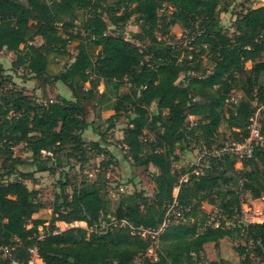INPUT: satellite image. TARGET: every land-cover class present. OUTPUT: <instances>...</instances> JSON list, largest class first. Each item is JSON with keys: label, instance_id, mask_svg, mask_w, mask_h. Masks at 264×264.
I'll use <instances>...</instances> for the list:
<instances>
[{"label": "trees", "instance_id": "1", "mask_svg": "<svg viewBox=\"0 0 264 264\" xmlns=\"http://www.w3.org/2000/svg\"><path fill=\"white\" fill-rule=\"evenodd\" d=\"M244 4L228 33L221 23L227 0H0V49L15 55L12 65L43 85L61 82L71 92L69 99L40 100L21 88L0 87V244L17 239L13 256L19 259H28L27 247L35 244L44 264H195L205 244L230 237L244 242L234 248L239 264H264V219L239 221L245 200L264 197V149L254 148L239 168L233 156L213 152L244 139L258 104H264V83L258 81L264 75V4ZM131 19L138 29L126 37ZM72 40L76 51L69 61L48 73L49 55H66ZM3 70L0 63V83ZM101 82L125 86L107 123L112 126L120 114L128 119L119 143L133 167L155 169L153 194L121 193L107 213L110 197L101 182L108 181L106 171L115 161L102 139L93 140L89 149L101 156L95 175L103 173L102 179L86 176L68 193L69 179L59 178L44 227L46 220L33 214L45 204L38 189L25 183L34 173L8 180L23 163L13 148L23 144L31 162L47 164L49 172L70 159L83 168L89 162L83 133L91 126L86 103ZM231 95H239L236 103ZM189 115L196 117L195 126H188ZM257 124L264 136V110ZM191 142L204 165L176 166ZM41 150L53 157H42ZM203 202L216 206L222 219L206 225ZM171 205L182 218L172 216L157 233L155 259L147 255L153 238L132 234L128 226L100 227L110 215L155 230ZM57 221L85 226L59 230ZM0 264L7 259L0 256Z\"/></svg>", "mask_w": 264, "mask_h": 264}, {"label": "rangeland", "instance_id": "2", "mask_svg": "<svg viewBox=\"0 0 264 264\" xmlns=\"http://www.w3.org/2000/svg\"><path fill=\"white\" fill-rule=\"evenodd\" d=\"M106 2H111L112 0H105ZM228 4L230 5L228 8V12L222 13L221 15V23L224 26V29L227 30L228 33H230V23L232 22V19L234 17V13L238 12L245 7L244 3H248L250 6H258L259 4H264V0H247L246 2H243L245 0H227ZM77 25L79 23V20L76 22ZM138 27L135 25V22L133 19L128 21L123 34L126 37H129L130 31L136 30ZM172 33L179 37L181 35V29L179 26L172 27ZM36 43H40L41 40L37 38L35 40ZM77 41L72 40L67 44V54L64 56H57V55H49V62L47 66V72L50 74L58 73L65 63L69 61L70 55H73L75 50V45ZM15 59V55L12 52L6 51L5 49H0V63L3 66V76L2 81L0 83V87L2 88V91H7L10 88L15 89H23L25 93L30 95L34 99H40V100H47L49 98L59 97V92H57L59 89L60 91H63L62 93L68 94V96H71L70 90L61 83L62 86L56 85V83H50L42 84L41 80L35 79L33 76H30L26 73V70L23 69V67H14L12 65L13 60ZM251 62L246 63V67H250ZM0 88V93H1ZM125 90V86H117L115 82H109V83H103L101 82L98 85V93L94 96L93 99L89 100L86 103L87 107V119L91 122V126L88 128L89 131L85 133L83 136L85 139V148L88 153V163L84 165L83 168L79 167V164H76V162L72 159L68 160V164L66 161L63 160L64 158L61 157L62 163L61 166H57L56 170L54 172H49L48 170H45V166L47 167V164H38V163H32L31 162V156L30 153L26 150L25 146L23 144H18L13 148V155L20 158L23 163H20L16 166V175H12L9 177L8 180H13L18 176V172H35L33 179H27L25 180V183L30 188H36L39 191V197L45 204V207L40 209L39 211H36L33 214V217H40L42 219H45L44 227L48 226V221L51 216V203L53 202V199L59 191V178L63 181L64 179H69L70 183L69 186L66 187V191L68 193L72 192V189L74 185H78L80 181L83 179H86V176H88L90 179H102L103 173L99 172L97 175L93 173L92 176L86 175L83 173V169H87L88 173L91 171V169L94 167L95 163L98 161L97 157L95 156V150H91L90 144L94 140L93 136L96 131L101 135V138H99L98 135V141L102 139L103 143L101 144L103 146V149H108L112 154V159H114V167L110 166L108 170L106 171V176L108 175V181H102L101 185L106 191L109 188H112L114 185H117V183H123V185H127V191L126 193H130L131 191H142L145 195L151 197L154 191V183L152 181V175L155 173V169L153 167H133L131 165V160L126 156L124 151L121 148V144L119 143V137L122 134V130L127 124V118L124 116V114H120L119 118H117L114 121V124L112 126H109L107 123V117L104 113H98L97 107L99 106V102L102 100L106 103H115L116 97L118 94L123 93ZM96 102V103H95ZM103 102V103H104ZM150 114L155 113V104H151L149 107ZM110 113H113V108L110 111ZM127 115V114H126ZM147 132V131H146ZM148 133V132H147ZM149 135V133H148ZM149 136H153V134H150ZM187 150L184 153L182 160L180 162L176 163V166L184 165V166H192L197 165L203 166V156L199 152V148L194 145V143L191 142V144L186 145ZM101 156H99L100 159ZM104 157H107L104 155ZM203 158V159H202ZM4 159V156L0 154V166ZM105 159V158H104ZM49 165V163H48ZM237 167L239 166V163H236ZM2 172V169L0 168V173ZM19 177V176H18ZM106 180V179H105ZM112 184V185H111ZM177 187L173 189V193L175 194L177 192ZM109 193V191H108ZM108 200L109 205L107 209V213H112L116 207L117 203V197H112L109 194ZM244 199V198H243ZM245 203H250L252 208V213L249 215V218L252 220V222H261L264 219V197H261L259 199H253L251 202L250 200H245ZM171 208L170 211L175 210V207H169ZM202 211L206 214V220L205 224L208 225V223H214L220 221L222 219V215L220 214L218 208L212 204H208L206 202L202 203L201 206ZM110 219V215H107L106 217H103L101 220L102 222H108ZM55 225L59 230H64L71 226H85V223L75 221L73 223L67 224L62 221L55 222ZM41 229V226L39 227ZM45 230V229H44ZM157 244V240L153 241V246H151L153 252L155 251V248ZM238 244H244L243 241H238L235 239H232L230 237H225L221 239L217 245H214L213 243H208L204 245V250L200 256V258L195 262V264H239L240 256L237 255L234 248ZM139 262V258L135 259V263Z\"/></svg>", "mask_w": 264, "mask_h": 264}, {"label": "built area", "instance_id": "3", "mask_svg": "<svg viewBox=\"0 0 264 264\" xmlns=\"http://www.w3.org/2000/svg\"><path fill=\"white\" fill-rule=\"evenodd\" d=\"M239 98V95H231L229 98L230 103H236ZM256 103V102H255ZM260 110H264V104H258L256 111L251 119V123L248 125V135L242 140L232 141L229 144H226L219 148L218 150H214L215 153H227L235 158V167H237L236 163L241 164V161L250 157L254 148L259 147L264 149V136L261 135L259 131V127L257 124V118L259 115ZM196 125V117L193 115H189L188 117V126L192 127ZM205 152V151H203ZM42 157H53V153L49 150H41ZM100 169L99 164H96L91 171H89V175L92 176L93 173H96ZM194 174H198V169H193ZM108 177V175L106 176ZM182 179H186L187 175H183ZM181 180V179H180ZM112 185V184H111ZM128 186L123 185V183H117L112 188H109V194L112 197H118L121 193H126ZM175 203V202H174ZM173 203V204H174ZM173 207V205H171ZM170 206V207H171ZM171 208H168L165 219L161 223V225L153 230L143 226H133L131 223H128L126 220L117 221L110 217L108 222L100 223L101 228H108L111 226H128L129 230L132 234L138 235L140 237H147L153 238L155 240L156 235L160 232L169 222L170 218L173 216L174 219L182 218V214L180 211L173 210L170 211ZM252 213V208L250 203H242L241 206V215L239 221L241 222H252L249 218V215ZM82 222V221H80ZM214 225H217L215 223ZM42 235L38 237L40 239ZM18 246V240L15 239L14 241L6 244H0V256L7 259V264H44L41 257L37 252V247L35 244L27 247L28 252V259H19L13 256V252L16 250ZM147 255L152 257L153 259L156 258L155 252H153L152 248L149 247L147 250Z\"/></svg>", "mask_w": 264, "mask_h": 264}, {"label": "crops", "instance_id": "4", "mask_svg": "<svg viewBox=\"0 0 264 264\" xmlns=\"http://www.w3.org/2000/svg\"><path fill=\"white\" fill-rule=\"evenodd\" d=\"M259 5H261V4H259ZM258 81H259V83H264V75H262V76H260L259 78H258ZM56 85H60V86H62L61 85V82H56ZM62 91H63V88H62ZM62 91H60V89L57 91V92H59V95H61V96H63V97H65V98H71V96L69 97L68 96V94H67V92L66 93H62ZM104 101H100L99 102V106L96 108L98 111V113H104L105 114V116H108V115H110L111 113H110V111L112 110V108H113V103H106V102H104ZM89 131V129H87V130H85V132L83 133V136L85 135V133L86 132H88ZM93 138H94V140H97L98 139V135L97 134H95L94 133V136H93ZM87 156H88V153H87ZM99 158V156L97 157V159ZM101 158V157H100ZM36 172V171H35ZM34 172V173H35ZM36 189V188H35ZM250 201L252 202L253 201V199H250Z\"/></svg>", "mask_w": 264, "mask_h": 264}]
</instances>
